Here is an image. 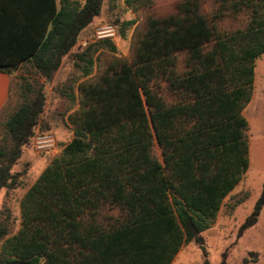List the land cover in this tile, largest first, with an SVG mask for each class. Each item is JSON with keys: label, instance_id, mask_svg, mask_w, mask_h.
<instances>
[{"label": "trees", "instance_id": "16d2710c", "mask_svg": "<svg viewBox=\"0 0 264 264\" xmlns=\"http://www.w3.org/2000/svg\"><path fill=\"white\" fill-rule=\"evenodd\" d=\"M101 2L9 0L8 8L29 15L18 23L33 49L0 55V70L31 62L50 80ZM228 2L249 11L244 28L216 33L196 0H184L177 15L150 20L130 63L81 86L84 101L71 117L72 137L24 194L20 227L3 239L0 264H170L191 241L201 250L200 264H210L201 232L248 167L241 110L250 99L254 60L264 53V0ZM177 51L190 61L181 75L173 70ZM74 56L84 58L81 51ZM159 71L183 94L181 102L168 105L151 92L148 82ZM43 105L41 85L27 87L23 102L7 116L0 189L15 187L19 173L11 167ZM153 142L161 160L152 154ZM103 203L123 211L109 228L86 219ZM263 206L264 180L237 237L257 222ZM5 232L0 228V236ZM254 261L243 258L240 264ZM219 264H227L224 256Z\"/></svg>", "mask_w": 264, "mask_h": 264}, {"label": "rangeland", "instance_id": "374dc122", "mask_svg": "<svg viewBox=\"0 0 264 264\" xmlns=\"http://www.w3.org/2000/svg\"><path fill=\"white\" fill-rule=\"evenodd\" d=\"M228 1L196 0L198 11L216 33L228 35L244 28L248 22L249 11L243 6L232 8ZM183 2L137 0L129 6L125 0H102L99 13L79 32L74 46L61 58L50 80L40 76L31 62H24L11 70L8 99L0 109V144L4 137V122L23 102L27 87L35 89L41 85L44 105L32 134L11 167L12 173H19L15 187L0 189V228L4 227L6 231L0 236V247L3 239L15 234L20 227L24 194L71 139L74 128L71 117L84 101L81 86L99 83L101 77L118 71L122 63H130L150 20L177 15ZM126 21L130 23L124 25ZM211 44L212 41L205 44L203 49H209ZM77 51L83 52L82 60L74 56ZM187 55L185 51L175 52L173 70L176 74L188 70L190 61ZM166 75L161 71L153 75L148 82L151 92L165 104L181 102L183 94L169 86ZM241 113L247 122L244 134L248 144V167L237 185L223 198L210 229H206L205 237L202 236L210 262H219L224 256L227 264H240L243 258L256 259L257 250L264 249V206L256 224L240 237L236 236L237 228L252 210L264 180V157L256 163L257 150L264 151V53L254 60L250 99ZM151 151L161 160V148L156 142H153ZM122 216L123 211L118 206L103 203L91 215L86 214V219L109 228ZM248 252L252 254L248 255ZM200 260L201 250L191 241L183 245L171 264H198Z\"/></svg>", "mask_w": 264, "mask_h": 264}, {"label": "crops", "instance_id": "0c3cea01", "mask_svg": "<svg viewBox=\"0 0 264 264\" xmlns=\"http://www.w3.org/2000/svg\"><path fill=\"white\" fill-rule=\"evenodd\" d=\"M9 0H0V55H28L33 49L32 38L27 39L24 34V28L18 21L28 17V13H25L23 8L10 7L8 8L7 3ZM14 2L16 0H13ZM30 15H32L30 13ZM20 63L17 68L21 65ZM16 69V68H15ZM11 70H0V109L5 105L8 99L9 93V81L12 74ZM264 157L263 150H257L256 163L262 161ZM256 224V223H255ZM254 224V225H255ZM253 225V226H254ZM210 228H207V230ZM206 230L201 232L202 236L205 237ZM205 233V234H204ZM206 242V239H205ZM183 245L180 247L176 255L182 250ZM258 255L254 262L249 264H264V249L257 250ZM175 255V256H176ZM209 260V259H208ZM202 260L198 262L200 264ZM210 262V261H209ZM172 263V261H171ZM170 263V264H171ZM219 262H210V264H219Z\"/></svg>", "mask_w": 264, "mask_h": 264}]
</instances>
